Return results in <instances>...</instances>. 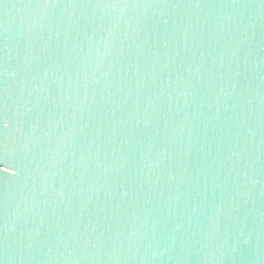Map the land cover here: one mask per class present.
I'll list each match as a JSON object with an SVG mask.
<instances>
[{
  "label": "water",
  "instance_id": "water-1",
  "mask_svg": "<svg viewBox=\"0 0 264 264\" xmlns=\"http://www.w3.org/2000/svg\"><path fill=\"white\" fill-rule=\"evenodd\" d=\"M0 264H264V2L0 0Z\"/></svg>",
  "mask_w": 264,
  "mask_h": 264
},
{
  "label": "snow or ice",
  "instance_id": "snow-or-ice-1",
  "mask_svg": "<svg viewBox=\"0 0 264 264\" xmlns=\"http://www.w3.org/2000/svg\"><path fill=\"white\" fill-rule=\"evenodd\" d=\"M262 2H264V0H262Z\"/></svg>",
  "mask_w": 264,
  "mask_h": 264
}]
</instances>
